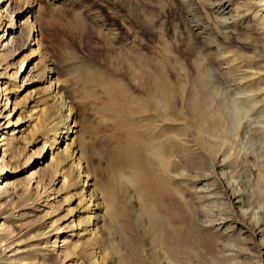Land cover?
Returning a JSON list of instances; mask_svg holds the SVG:
<instances>
[{
    "label": "rangeland",
    "instance_id": "1",
    "mask_svg": "<svg viewBox=\"0 0 264 264\" xmlns=\"http://www.w3.org/2000/svg\"><path fill=\"white\" fill-rule=\"evenodd\" d=\"M37 1L29 15L22 13L23 8L17 10L20 0L8 4L16 23L8 37H14L17 48L10 62L24 57V63L17 79L19 90L10 97L7 109L13 101H21L17 114L23 121L27 119L26 114L35 106L29 103L25 107L22 101L43 94V83L35 80L36 74L45 62H52L51 78L58 80L62 98L74 111V126L66 141L75 140L85 169L92 176L90 182L102 197L99 200L104 197L109 206L110 213L99 221L103 236L96 238L97 243L92 246L99 264H140L139 258L151 261L154 254H161L162 264H264V234H247L235 224V218L240 216L261 218L259 222H264V29L253 17L251 1L232 0L230 6L239 11L232 10L231 17L224 14L225 28L221 26L223 17L216 15L210 0ZM27 15L37 28V56L29 52L30 47L19 46L27 35L22 25ZM76 21L82 28L74 35L70 27ZM192 21L201 25L202 34L212 42L199 47L201 54L194 64L182 50L192 43V34L188 32ZM107 27L115 31L114 41L104 34ZM119 44L129 48L136 63L142 65L145 61L164 69L171 80L170 89L178 95L174 101L183 114L188 115L191 110L194 118L199 119L201 130L211 131L217 138L213 161L193 141L183 143L182 148L170 144L166 136L174 133L169 125L154 133L139 129L134 119L125 118L130 95L136 91L135 97L138 88L118 56L119 51L123 56L125 53ZM197 59L203 61L201 68L195 67ZM183 66L187 67L188 90L182 93ZM208 74L215 77L217 93L201 92ZM0 102L1 111L3 100ZM233 109L237 110L236 119ZM47 111L56 115L50 106ZM6 113L2 110L0 115V158L5 138L14 129L11 123L6 126ZM17 114L11 116V122ZM215 119L220 121L216 126L211 124ZM29 128L25 122L15 135L25 136ZM192 133L195 136L193 130ZM159 141L165 143L167 154L174 149L172 158L178 166L186 163L191 177L198 175L203 179L190 182L172 178L157 169L156 163H150L149 145ZM21 142L18 144L22 145ZM125 142H130L131 147H123ZM65 143H59V148ZM41 144L36 143L31 150ZM119 148H123L124 157H117ZM45 151L47 155L34 156L24 166L17 159L8 161L9 156L2 161L5 168L0 171V264H73L62 260L60 247L63 239H75L68 236L67 225L72 217H59L75 201L62 203L55 213L37 221H30L24 214L16 216L22 212L15 202L23 197L21 185L47 175L51 157L50 151ZM221 153L228 156L223 167L218 161ZM123 175L131 182L122 181ZM230 187L239 193L235 205L227 200ZM56 188L61 194L55 200L51 198L47 207L39 208L53 209V202L63 196L60 183ZM7 192H12V198ZM157 212L160 218L153 223L152 214ZM223 216L228 219L227 224L217 225ZM57 218L66 233L59 232L46 243L48 238L42 233ZM54 239L57 243L52 251V247L45 246ZM8 242L21 249L13 263H8L10 251L2 255ZM85 258L81 264H88ZM22 259L25 261L21 262Z\"/></svg>",
    "mask_w": 264,
    "mask_h": 264
},
{
    "label": "bare ground",
    "instance_id": "2",
    "mask_svg": "<svg viewBox=\"0 0 264 264\" xmlns=\"http://www.w3.org/2000/svg\"><path fill=\"white\" fill-rule=\"evenodd\" d=\"M4 1H7V3L5 7H2ZM250 1L252 5H254L255 9L253 11V17H255L259 27L264 29V0ZM10 2L11 0H0V101L3 100L2 110H7L5 115L6 126H9L11 123L14 125V129L5 138L6 146L2 149V155L0 158V171H3L5 168L4 163H2V161H4V157L6 158L9 156L8 161H14L17 159L19 165L24 166L32 157L34 158L35 156V158H41V156L47 155V151L45 150H49L51 159L48 165L47 175L44 176L43 174L39 178H32L31 180H28V182L26 181L24 185H21L23 187V197L19 198L15 202H17L19 204L18 206H20L18 211L22 212H17L16 216L20 217L22 214H24L30 218V221H37L39 217L46 218L47 215L55 213L56 210L61 208L62 203H72L75 201V205L72 207L67 206V212L59 217L63 219L72 217L69 225H67L69 226L68 231H70V233H67L69 234L68 236H73L75 238H73L74 240H62V243H64L60 246L62 252L61 256L63 257L62 260H65V262L70 261V263L73 264H81L83 262V257H86L85 260L88 264H99V261L95 257V250H92V246L94 247V245L97 243L95 242L96 238L103 236V229H100L102 224H99V221L102 222L103 218L108 213H110L108 212L109 206L104 200V197L103 200H99L102 199V197L96 193L93 183L90 182L92 176L85 169V162L82 156L79 154L80 149L76 146L75 140L71 139L70 143L66 141L68 135L72 133V128L74 126V111L62 98L61 87L58 80H53L51 78L53 74V68L50 65H52V62H45L40 71L36 74L35 80L43 83V94L39 96H31V98L22 101L25 102V107L28 106L29 103H33L35 106L29 111V113L26 114L27 119L23 121V117L17 114V112L20 110L19 104L21 101H13L12 107L9 110L7 109V104L10 102V97L14 92L19 90L17 86H20V84L17 79L24 63V57L20 58L17 62H10V60L14 59L17 54V48L15 47V44H13L14 37H8L10 32L16 27V23H14V19L12 17L13 15L8 8V4ZM20 2L21 6L17 10L23 8L22 13L24 15L27 13L28 15L31 14V8L38 4L37 0H20ZM210 4L216 15L221 16V18L223 17L221 26L225 28L226 16L224 14H227V16L231 17L233 12L232 10L238 7L234 8L230 6L232 4V0H210ZM28 15L22 23L27 35L26 38H22L20 40L19 46L20 49L30 47L29 52L37 56L39 54L38 51L40 47L39 42L34 36V32L35 30L37 31V28H34L33 22L29 21ZM81 28L82 26H80L76 21L74 25L70 27V31L74 35H77V33L81 31ZM188 28V32L192 34L193 40L192 43L186 45L182 50L187 56H191V62L194 64L197 56L199 57L201 54L199 47L201 48V45H209L212 42L206 39V35L202 34L203 29L198 23L192 21ZM104 34L107 36V38L114 41V30H111L108 27L104 28ZM31 35L33 36L30 37ZM34 46L36 48H34ZM120 46L124 47L122 44L118 45V47ZM123 49H125L124 56L120 54V51L118 52V56L119 58H122L124 65L127 69H129L127 71H129V75H131L132 79L130 80H132L134 85H136L138 88L135 97L133 94L136 91L130 95V103L127 104L126 111L123 113V115H126L125 118L134 119L139 129L143 131H153L154 133H156L157 128H166L169 125L174 133L170 134L171 136L169 134L166 136V139L170 144L176 145V148H182L184 145L183 143H189L190 141H193L192 143L197 147V149L205 153L210 157L208 158L212 160L214 140L216 142L217 138L211 131L205 133L203 129L201 130V123L199 122V119L194 118V113L190 110V108V114H183V111L177 106L176 101H174L176 93L174 90L170 89V86L172 85L171 80L164 72V69L159 68L152 63L147 65L145 61H143L142 65H140L136 63V61L131 57L129 48L127 46H125ZM184 58L186 59V57ZM197 63L198 64L195 65V67L201 68L203 61L200 60L198 62L197 59ZM186 68L187 67L183 66V72L180 71L183 75V83H181L180 86L182 93L184 89L188 90V86L186 84L188 72ZM206 79L207 82L201 86V92L204 94L217 93L219 86L215 84V77H211V74H208ZM232 89H234V87ZM131 102L133 103V106H131ZM47 106L52 107L56 115H50L47 111ZM2 110L0 111V115L2 114ZM15 114L17 115L14 121L11 122L10 118ZM232 115L234 116L233 119H236V109L232 110ZM25 122L29 124V130L25 136H16L15 132H20V126ZM219 122V120H211V124H214V126L218 125ZM181 129L184 131L182 133H177V131ZM192 130L196 133L195 136L192 133ZM133 136H136L134 131ZM20 140L22 141V145L18 144ZM38 142H42V144L35 150H31L32 146ZM62 142L66 143L65 146L60 149L58 144ZM134 143L137 145V142ZM164 144L165 143L163 141H159L158 143H150L148 153V160L150 163H156L155 165H158L157 169L163 173L170 174L172 178L179 177L184 179V181L190 182H197L203 179L202 177L201 179L197 174V176L191 177L187 173V168H185L186 163L184 164L182 160V165L179 164L178 166L177 162H175L172 158V155H174L175 152L174 149H172L173 151L171 150L170 153L167 154ZM220 144L221 143H219V145ZM128 146L131 147L130 142H125L123 145V147ZM25 147H27L26 150H24ZM54 150L56 151L53 152ZM117 150L120 152L117 154V157H124L123 148H119ZM224 153H221L222 156H220L221 158L218 160L221 167L225 165L224 161L226 158H228V156H225ZM122 178L123 179L120 178L122 181L125 180L129 183L131 182L128 176L123 175ZM58 183H60V187L63 189V196L61 199H57L55 202H53V209L50 211H48L46 208H39L41 206L47 207L51 198L55 200L54 197H58L61 194H59V190L56 188ZM33 184L35 185L33 186ZM207 195H203V197L205 200L208 199L209 201ZM7 196L12 198V192H7ZM238 199L239 193L237 190L231 187L228 188L227 200L229 203L235 205L239 201ZM13 215H15V213H13ZM255 215L257 214H254V216ZM59 218L51 221L44 229L42 235L48 238L46 243L49 242V237L56 234L58 235L59 232L66 233V231H63L64 227H62L58 222V220H60ZM158 218H160L158 216V212L152 214L153 223L157 222ZM210 219L212 221V218ZM260 219L261 218L251 219L250 217L248 219L247 217L240 216L235 218V224L239 226L240 230L247 232V234L262 235V233L264 234V222H259L261 221ZM227 220L228 219L226 217L220 218L218 219L217 225L223 226L227 224ZM250 221H252L251 224ZM60 229L62 231H59ZM2 242L3 240H1V243ZM56 243L57 241L54 239L50 245L45 247H52L53 251L56 247ZM13 244V242H8L7 245L2 249V255L6 254L5 251H10L8 263H13L21 250L17 246L11 247ZM2 245L3 244H1V246ZM87 249L89 250L87 251ZM83 254L84 256H82ZM102 258V260H105L104 257ZM24 261L25 259L21 260V262ZM151 261H156L157 264H162L163 261H161V254H154L151 258ZM151 261H146L145 259L139 258L138 262L140 264H151Z\"/></svg>",
    "mask_w": 264,
    "mask_h": 264
}]
</instances>
